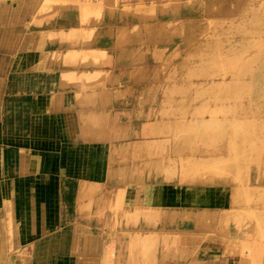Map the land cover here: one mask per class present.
I'll list each match as a JSON object with an SVG mask.
<instances>
[{"label": "rangeland", "instance_id": "obj_1", "mask_svg": "<svg viewBox=\"0 0 264 264\" xmlns=\"http://www.w3.org/2000/svg\"><path fill=\"white\" fill-rule=\"evenodd\" d=\"M35 1L15 33L46 50L52 102L71 107L65 93L76 91L107 109L90 126L82 113L80 136L111 154H94V186H79L92 236L71 256L45 248L0 264H264V0ZM70 118L67 140L46 144L48 166L68 176L71 152L86 146L72 142ZM39 156L17 161L37 170ZM169 189L189 201L151 202Z\"/></svg>", "mask_w": 264, "mask_h": 264}, {"label": "crops", "instance_id": "obj_2", "mask_svg": "<svg viewBox=\"0 0 264 264\" xmlns=\"http://www.w3.org/2000/svg\"><path fill=\"white\" fill-rule=\"evenodd\" d=\"M35 2L16 0L15 7L0 6V154H4L0 171V258L6 255L7 259L22 253L30 258L39 255L45 248L51 254L58 250L59 254L61 251V254L71 256L74 244L81 236H92L77 213L80 207L79 186L81 180L88 187L94 186L90 179L95 165L94 154H111L105 149L96 150L95 139L81 140L80 136L81 114L90 126L93 117L107 109H101L99 102L93 105L85 104L83 99L80 100L82 104L76 102V91L70 96L65 93L67 98L72 97L71 107L66 106L68 102H52L46 90V62L43 61L46 50L41 47L32 51L27 41L22 42L17 37L15 28L24 26L18 23L19 15L28 14L22 10L29 9ZM87 73L91 75L93 70L89 69ZM96 90L99 88L95 87ZM85 93L89 97L87 101H90L92 90L87 89ZM70 116L72 142H83L86 146L82 150L78 146L71 152L72 161L64 165L72 172L69 177L68 173H61L58 166L55 171L48 166L50 151H47L46 144L67 140L63 139L61 129L69 124ZM101 143L106 146L105 140ZM33 152L40 155L37 170L24 158L20 159L22 157L17 161L18 154ZM80 154L82 160H86L81 165L86 166V173L83 174L87 178L80 176ZM187 193L169 189L165 196L156 194L151 202L161 206H183L190 199ZM201 200L209 205L217 204L222 201V194L219 198L207 195ZM7 223L12 224L10 243L9 236L2 235L3 230L6 232ZM28 261L26 258L20 264H28Z\"/></svg>", "mask_w": 264, "mask_h": 264}, {"label": "bare ground", "instance_id": "obj_3", "mask_svg": "<svg viewBox=\"0 0 264 264\" xmlns=\"http://www.w3.org/2000/svg\"><path fill=\"white\" fill-rule=\"evenodd\" d=\"M53 39V38H52ZM89 54V53H88ZM87 81V80H86ZM86 83V82H85ZM82 94V93H81Z\"/></svg>", "mask_w": 264, "mask_h": 264}]
</instances>
